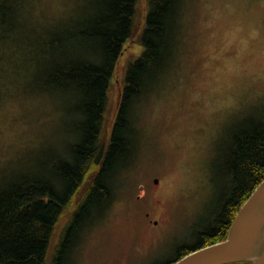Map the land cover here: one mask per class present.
<instances>
[{"label": "rangeland", "instance_id": "1", "mask_svg": "<svg viewBox=\"0 0 264 264\" xmlns=\"http://www.w3.org/2000/svg\"><path fill=\"white\" fill-rule=\"evenodd\" d=\"M29 1L24 20L30 30L16 36L41 56L40 45L27 39L72 23L92 0ZM148 8V0L138 1L134 34L110 79L105 143L128 69L144 48ZM181 24L171 68L131 114L134 161L118 175L113 204L76 239L71 264H167L180 245L195 243L191 232L227 193L222 161L232 133L247 115L264 112V0H184ZM42 77L24 83L0 123L3 179L43 169L52 153L68 152L73 142L77 96L43 88ZM142 184L145 195L138 198Z\"/></svg>", "mask_w": 264, "mask_h": 264}, {"label": "trees", "instance_id": "2", "mask_svg": "<svg viewBox=\"0 0 264 264\" xmlns=\"http://www.w3.org/2000/svg\"><path fill=\"white\" fill-rule=\"evenodd\" d=\"M138 1L92 0L88 13L83 10L72 23L58 26L44 38L27 39L40 45V55L48 49L44 57L49 67L40 85L72 91L77 96L73 112L80 118L72 129L74 139L68 142V152L52 153L43 169L35 164L3 179L7 187L0 218L6 234L0 240V264H71L76 239L113 204L118 175L135 158L134 106L171 68L183 29L184 0H148L141 35L144 48L128 69L105 143L110 79L125 43L134 34ZM26 6L27 0H0V29L14 47L17 33L30 30L31 24L24 20ZM225 152L227 193L213 214L191 232L195 243L180 245L171 264L195 249L226 239L239 209L264 179V112L243 119Z\"/></svg>", "mask_w": 264, "mask_h": 264}, {"label": "water", "instance_id": "3", "mask_svg": "<svg viewBox=\"0 0 264 264\" xmlns=\"http://www.w3.org/2000/svg\"><path fill=\"white\" fill-rule=\"evenodd\" d=\"M240 261L264 264V179L239 209L226 239L195 249L172 264Z\"/></svg>", "mask_w": 264, "mask_h": 264}, {"label": "snow or ice", "instance_id": "4", "mask_svg": "<svg viewBox=\"0 0 264 264\" xmlns=\"http://www.w3.org/2000/svg\"><path fill=\"white\" fill-rule=\"evenodd\" d=\"M47 3H55L56 0H46ZM51 22L45 25L50 27ZM17 49L20 51L18 52ZM26 52L27 55H21ZM14 53H16L14 55ZM35 57V59H33ZM49 62L43 55L37 56L36 52L27 48L23 40H16L15 47L12 42L6 40L3 29H0V123L13 107L19 95L24 92V83H31L39 79L47 71ZM18 106V104H17ZM3 166V159L0 158V167ZM7 184L0 177V202L6 190ZM5 224L0 218V240L5 236ZM175 259L170 258L171 260Z\"/></svg>", "mask_w": 264, "mask_h": 264}, {"label": "flooded vegetation", "instance_id": "5", "mask_svg": "<svg viewBox=\"0 0 264 264\" xmlns=\"http://www.w3.org/2000/svg\"><path fill=\"white\" fill-rule=\"evenodd\" d=\"M121 99V98H120ZM158 182H159V179L158 180H156V184H158ZM142 186H143V189H141L143 192H142V195H138V198H141V197H143L144 195H145V185L144 184H142ZM157 201H158V199H157ZM160 201V200H159ZM148 213V212H147Z\"/></svg>", "mask_w": 264, "mask_h": 264}]
</instances>
